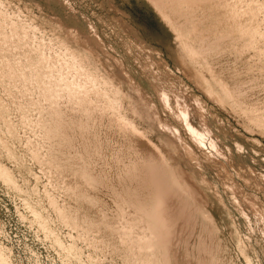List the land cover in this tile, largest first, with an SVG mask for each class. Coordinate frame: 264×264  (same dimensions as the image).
<instances>
[{
    "label": "bare ground",
    "instance_id": "1",
    "mask_svg": "<svg viewBox=\"0 0 264 264\" xmlns=\"http://www.w3.org/2000/svg\"><path fill=\"white\" fill-rule=\"evenodd\" d=\"M178 1L184 4L182 13L178 15L196 24L189 42L203 38L197 45L200 47L194 48V53L207 48L212 50L211 55H216L235 47L239 45L238 35L249 38L251 31L248 27L256 24L253 20H245L231 0H160L155 4L170 19L177 16L170 10L177 11L179 7L175 3ZM33 7L32 0H0V179L15 194H26L28 210L61 261L64 264H237L229 248L231 246L223 237L222 227L198 203L191 188L182 187L179 181L176 186L182 190L175 192L158 177L152 178V189L147 195L152 201L150 204L135 206L133 194L120 201L102 198L109 180L125 177L133 161L148 162L149 152L156 161L160 152L153 147H148L150 151L145 149L144 137L138 134L140 130L119 114L123 100L130 99V93L122 89L121 81L115 84L107 77L111 89L101 94L100 100L106 102L102 106L97 105L91 91L80 85H64L61 78L48 83L41 67L48 66L52 72L65 59L54 61L48 57L37 34H43L48 29L56 30L61 25L46 15L41 17V24L24 25L14 20H32ZM8 11L14 19H7L5 12ZM210 42L215 44L212 46ZM69 51L74 57L87 58L88 65L97 69L102 66L100 59L86 46ZM140 58L148 61L145 54ZM202 62L199 61V64ZM82 65L86 71L90 70L87 64ZM118 65L123 75L129 77V83L134 84V79L126 70L127 64L118 61ZM212 73L213 76L217 74ZM18 82L19 94L15 93ZM219 85L231 93L225 80ZM95 88L96 84H93V90ZM154 89L160 108L140 90L137 93L153 108L159 123L171 134L181 142L190 139L205 153L207 149L203 136L188 121L182 98L161 83ZM117 102L118 106L115 105ZM197 102L204 110L201 102ZM160 110L170 112L175 121L163 120ZM131 113L135 114L134 107ZM34 119L41 133L37 142L21 136L22 127L31 128ZM255 126L264 129V122L257 118ZM216 127L219 129V126ZM219 133L218 138L233 137L220 129ZM235 133L240 134L239 131ZM128 136L139 139L133 145ZM245 140V144L236 140L235 148L212 147L218 156L229 161L238 160L240 170L237 175L245 177V184L252 190L251 193L243 192L235 181L227 184V171L223 169L224 172H219L221 182H225L243 219V224L237 223L232 234L239 241L237 255L246 264H253L251 256L247 255L252 240L245 239L242 231L244 228L256 229L264 235V208L258 198L264 195V174H259L258 180L247 176L255 168L256 160L251 152L259 141ZM32 161L47 168L54 178V187L65 186L62 202L55 193L49 196V201L43 199L32 203V195L36 191L32 193L26 176ZM135 174L138 175L137 172ZM86 186L90 187L88 192L82 190ZM54 191L56 189L52 193ZM132 216L136 221L131 219ZM60 225H70L76 232L69 245L63 242ZM214 239L222 244L219 257L214 256L212 251ZM256 242L264 255V241L258 239ZM189 244L193 247L199 245L200 251L194 257H189ZM0 264H10L2 248Z\"/></svg>",
    "mask_w": 264,
    "mask_h": 264
},
{
    "label": "rangeland",
    "instance_id": "2",
    "mask_svg": "<svg viewBox=\"0 0 264 264\" xmlns=\"http://www.w3.org/2000/svg\"><path fill=\"white\" fill-rule=\"evenodd\" d=\"M32 1V20L14 19L11 11L5 12V16L24 25H33L41 24V17L46 15L61 25L56 30L48 29L43 34H37L48 57H52L54 61L65 59L52 72L48 66L41 67L48 83L52 84L55 78H61L64 85H80L91 91L97 105L102 106L106 102L100 100L101 94L111 89L107 77L115 84L121 81L122 89L130 93V99L123 100L119 114L140 130L138 134L144 137L143 142L147 146L145 149L153 147L160 152V158L156 161H153L149 152L148 162L133 161L125 177L109 180L102 198L120 201L133 194L135 206L150 204L152 201L148 200L147 195L152 189V178L158 177L175 192L182 190L176 186L179 181L182 187L191 188L198 203L222 227L223 237L231 246L229 248L237 259V264H246L237 255L239 241L232 236L236 231V224L242 225L243 219L225 182H221L219 172H224L223 169L227 171V184L235 181L243 192L251 193L252 190L245 184V177L237 175L240 170L238 160L229 161L218 156L212 145L235 148L236 140L245 144V138L256 139L259 145L254 146L256 150L254 148L251 152L256 164L252 173L247 176L258 180L259 174H264V129L255 126L257 118L264 122V0H231L245 20H253L256 24L248 27L251 31L249 38H244L243 34L238 35L239 45L216 55H211L212 50L207 48L194 53V48L203 38L189 42L196 24L178 15L184 8L182 1L175 3L179 7L177 11L170 10L171 14L177 15L170 19L155 4L160 0ZM210 44L213 46L215 43ZM84 46L100 59L102 66L99 69L88 65L87 58L74 57L69 51ZM143 54L148 61L140 58ZM201 60L203 62L199 64ZM118 61L127 64L126 70L134 79V84L129 83V77L123 75ZM82 64H87L90 70L86 71ZM212 71L217 72L216 76H213ZM223 80L230 86V94L219 85ZM158 83L164 84L182 98L188 121L203 136L207 149L205 153L190 142V139L181 142L171 134L159 123L153 108L137 93L140 90L160 108L154 89ZM93 84H96V90H93ZM19 87L18 82V88L15 89L17 94ZM197 101L201 102L204 110ZM118 104L119 102L115 103L116 106ZM132 107L135 108V114L131 113ZM160 116L163 120L175 121L170 112L160 110ZM14 119L17 120L16 117ZM216 126L222 132L226 131L236 137L218 138L220 133ZM38 128L37 120L34 119L31 128L22 127V138L37 142L41 137ZM236 131L240 134L235 133ZM134 137L128 136L133 145L139 139ZM26 172L32 193L36 191L32 195V203L43 199L49 201V196L55 193L58 194L59 202H62V190L65 186L54 187V178L47 168L32 161ZM53 189L56 192L52 193ZM82 190L88 192L90 187L86 186ZM26 198V194H15L0 179V248L9 258L10 264H64L28 210ZM258 198L264 208V195ZM134 218L135 216L131 217L136 221ZM127 219L130 220L129 217ZM60 230L63 242L69 245L76 234L74 228L60 225ZM242 234L245 239L252 240L247 255L251 256L253 264H264L262 248L256 242L258 239L264 241V235L256 229L251 231L247 228L243 229ZM188 246L189 257H194L200 251L199 245ZM221 247L222 244L217 239L212 240L214 256L219 257Z\"/></svg>",
    "mask_w": 264,
    "mask_h": 264
}]
</instances>
